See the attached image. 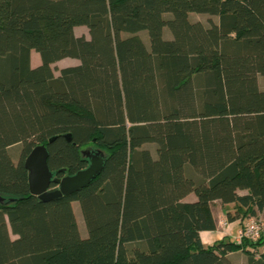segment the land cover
<instances>
[{
  "label": "trees",
  "instance_id": "obj_1",
  "mask_svg": "<svg viewBox=\"0 0 264 264\" xmlns=\"http://www.w3.org/2000/svg\"><path fill=\"white\" fill-rule=\"evenodd\" d=\"M39 144L55 178L86 146L103 170L43 201L24 165ZM0 197V264H264V233L200 237L215 201L229 221L264 210V0H0Z\"/></svg>",
  "mask_w": 264,
  "mask_h": 264
},
{
  "label": "water",
  "instance_id": "obj_2",
  "mask_svg": "<svg viewBox=\"0 0 264 264\" xmlns=\"http://www.w3.org/2000/svg\"><path fill=\"white\" fill-rule=\"evenodd\" d=\"M65 138L71 141L70 134H66ZM82 154L89 158L88 166L73 175L59 179L54 177L49 168V152L46 145L39 144L35 146L24 161L28 171L30 193L38 196L43 201H50L69 196L89 185L102 172L105 153L98 150L92 154L82 151ZM52 182H55L57 186L52 187ZM0 201H3L1 197Z\"/></svg>",
  "mask_w": 264,
  "mask_h": 264
},
{
  "label": "crops",
  "instance_id": "obj_3",
  "mask_svg": "<svg viewBox=\"0 0 264 264\" xmlns=\"http://www.w3.org/2000/svg\"><path fill=\"white\" fill-rule=\"evenodd\" d=\"M192 17V14H190ZM199 16H204L201 19H194V20H203L204 18L207 19V16L205 14H199ZM205 19V20H206ZM217 20V18H214ZM32 66H37L40 64L39 59L37 58L36 60L33 59L32 55ZM241 194L247 193L246 190L240 191ZM196 196L194 194H190L186 197V200L192 201L195 200ZM235 205L234 204H226V205H221L219 201H215L213 206H212V212L213 215L216 219V229L215 230H203L200 232V237L202 239V242L205 246L211 245L215 243L216 241L222 240V239H230L233 241H237V236L241 230V228L247 223V221L250 219L246 220H241V219H236L229 221L226 216L227 211H234ZM264 220V210L259 214ZM235 254H243L241 252H237ZM246 260L245 254L242 255V260L238 261L239 264L244 263Z\"/></svg>",
  "mask_w": 264,
  "mask_h": 264
},
{
  "label": "rangeland",
  "instance_id": "obj_4",
  "mask_svg": "<svg viewBox=\"0 0 264 264\" xmlns=\"http://www.w3.org/2000/svg\"><path fill=\"white\" fill-rule=\"evenodd\" d=\"M203 17L204 16H199V13H192V17L191 18L192 19H201ZM205 19L206 18H204V20ZM164 30H165V35H164L165 38L166 39L172 38V34H171V31L169 30V28L165 27ZM75 34L77 36L85 35L87 38H89V32H88L87 27H85V26L76 27L75 28ZM139 35L142 37V39L146 43H149V36H148L147 31H142V32L139 33ZM32 55H33V59L36 60L38 58L39 61H40L39 53H37L35 50L32 51ZM31 58H32V56H31ZM79 63H80L79 59L67 57V58L61 59V60L57 61L56 63H54L52 65V68H53L54 74L58 75L59 74V70L61 68L67 67V66L77 65ZM21 148H22V145L21 144H17V145H14V146L6 149V151H5L7 156H8V158L14 164H16L18 162V160H19ZM145 148L151 149L153 151V153L155 152V145H153V144H147V145H145ZM83 151H86V152H89V153L92 154V153H96L98 151V149L93 147V146H86V147L83 148ZM88 160H89V158H88ZM73 207H74V210H75L76 218H77L78 223H79V227L81 229L80 230L81 231V235L83 237H86L87 236V229H86V226H85V223H84V219H83V215H82V211H81L80 205H79L78 202H73ZM242 255L243 254H236L235 259L237 261H239V260L241 261L242 260Z\"/></svg>",
  "mask_w": 264,
  "mask_h": 264
},
{
  "label": "built area",
  "instance_id": "obj_5",
  "mask_svg": "<svg viewBox=\"0 0 264 264\" xmlns=\"http://www.w3.org/2000/svg\"><path fill=\"white\" fill-rule=\"evenodd\" d=\"M264 233V220L261 216L251 217L247 223L241 228L237 241L243 239L257 240Z\"/></svg>",
  "mask_w": 264,
  "mask_h": 264
}]
</instances>
